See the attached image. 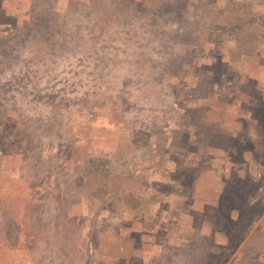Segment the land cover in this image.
<instances>
[{
    "label": "rangeland",
    "instance_id": "rangeland-1",
    "mask_svg": "<svg viewBox=\"0 0 264 264\" xmlns=\"http://www.w3.org/2000/svg\"><path fill=\"white\" fill-rule=\"evenodd\" d=\"M0 264H264V0H0Z\"/></svg>",
    "mask_w": 264,
    "mask_h": 264
}]
</instances>
